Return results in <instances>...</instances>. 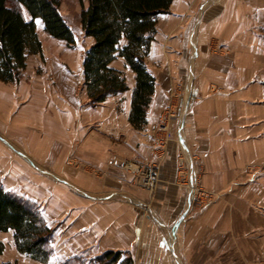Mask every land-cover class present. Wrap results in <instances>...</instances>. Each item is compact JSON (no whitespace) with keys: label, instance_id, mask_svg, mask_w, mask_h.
<instances>
[{"label":"crops","instance_id":"crops-1","mask_svg":"<svg viewBox=\"0 0 264 264\" xmlns=\"http://www.w3.org/2000/svg\"><path fill=\"white\" fill-rule=\"evenodd\" d=\"M87 39L80 53L55 39V64L33 54L19 82L0 80V182L37 202L55 230L47 263L19 251L13 230L0 231V264H60L109 249L129 251L135 264H262L264 0H173L159 14L146 56L155 91L141 129L130 122L137 78L123 57L112 66L129 88L91 103ZM169 107L174 138L151 191L124 162L159 159ZM194 171L212 199L191 209L183 176Z\"/></svg>","mask_w":264,"mask_h":264},{"label":"trees","instance_id":"trees-1","mask_svg":"<svg viewBox=\"0 0 264 264\" xmlns=\"http://www.w3.org/2000/svg\"><path fill=\"white\" fill-rule=\"evenodd\" d=\"M173 0H88L81 13L86 37L94 39L83 59L88 97L93 105L129 86L123 70L112 66L119 57L136 73L130 122L137 129L147 123V110L156 79L146 56L157 33V20ZM62 0H0V80L17 83L29 57L43 54L37 28L41 20L51 37L76 43V34L60 11ZM14 231L15 245L32 259L47 263L55 254V230L44 218L41 206L8 191L0 182V231ZM5 249L0 243V253ZM11 264V263H3ZM60 264H135L129 251L109 249L94 257L76 255Z\"/></svg>","mask_w":264,"mask_h":264},{"label":"built area","instance_id":"built-area-1","mask_svg":"<svg viewBox=\"0 0 264 264\" xmlns=\"http://www.w3.org/2000/svg\"><path fill=\"white\" fill-rule=\"evenodd\" d=\"M189 105V100H186L182 103L181 107L178 106L179 113L182 110H185ZM173 109V107H169L161 116L159 122V131L162 132L160 136L157 137V145H158V158L162 156L164 148L167 146L170 140L173 139L174 134L170 128V120L174 118L177 113ZM184 158L181 159V170L184 171L183 174H186V170L188 168L187 163L185 162ZM196 163L200 165V161L196 160ZM159 164L160 158L154 159L153 161H128L124 162V167L127 168L129 171L133 172L137 182L144 186L151 191L155 189L157 182L159 181ZM249 170H252L249 168ZM200 172L194 171V174L188 176L187 178L183 176V182L190 190V201H189V208L192 209L193 206L199 204L201 208L209 203L212 199V193L208 192L200 184Z\"/></svg>","mask_w":264,"mask_h":264},{"label":"rangeland","instance_id":"rangeland-1","mask_svg":"<svg viewBox=\"0 0 264 264\" xmlns=\"http://www.w3.org/2000/svg\"><path fill=\"white\" fill-rule=\"evenodd\" d=\"M88 5V0H62V4L60 7V11L62 15L65 17L66 21L69 23L71 28L74 30L76 34V43L74 45H69L66 42H63V50L72 49L74 52H82L87 45H89V41L87 37H85L82 24H81V13L84 7ZM38 32L40 33V37L44 40L46 54L43 56L42 61L45 65H53V51H57L60 47H56L55 39L49 40L50 38H46L45 32H43L41 28V22L37 23ZM52 39V38H51ZM43 44V41H42ZM44 51V48H43ZM46 56V57H45ZM174 138V137H173ZM209 192V190H207ZM262 264H264V257L262 259Z\"/></svg>","mask_w":264,"mask_h":264},{"label":"snow or ice","instance_id":"snow-or-ice-1","mask_svg":"<svg viewBox=\"0 0 264 264\" xmlns=\"http://www.w3.org/2000/svg\"><path fill=\"white\" fill-rule=\"evenodd\" d=\"M37 23H40V21H39V20H37Z\"/></svg>","mask_w":264,"mask_h":264}]
</instances>
